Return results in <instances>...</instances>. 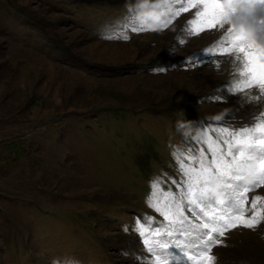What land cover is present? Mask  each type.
<instances>
[{
    "label": "rangeland",
    "instance_id": "374dc122",
    "mask_svg": "<svg viewBox=\"0 0 264 264\" xmlns=\"http://www.w3.org/2000/svg\"><path fill=\"white\" fill-rule=\"evenodd\" d=\"M135 3L0 0V264H152L137 225L167 226L149 197L157 180L183 194L174 153L261 119L258 87L231 94L235 54L193 56L221 30L192 34L196 9L173 19L169 3L166 27L132 31ZM219 239L214 264H264V222Z\"/></svg>",
    "mask_w": 264,
    "mask_h": 264
},
{
    "label": "snow or ice",
    "instance_id": "6c2138e0",
    "mask_svg": "<svg viewBox=\"0 0 264 264\" xmlns=\"http://www.w3.org/2000/svg\"><path fill=\"white\" fill-rule=\"evenodd\" d=\"M166 3L173 5V19L183 12L196 9L193 19L186 24L192 34L199 35L210 29L223 32L211 48L193 54L195 60L204 63L201 57L209 56L212 57L209 62L219 64L217 54H235L237 80L231 94L246 87H258L260 95L254 98L260 100L264 96V47L257 53L255 38L237 30L232 22L241 3L259 8L261 15H264V0H166ZM169 10L167 7L161 8V11ZM133 20L134 16L125 24ZM161 23L167 26L166 20ZM260 23H264V20ZM131 30L157 29L138 21L131 24ZM208 131L210 135L202 142L207 145L206 148L196 151L181 149L174 153L184 177L182 195L170 189H161L159 180L153 182L149 205L164 216L167 226L163 229L150 227L143 218L137 225L139 234L145 237L152 264H181L182 261H187V264H214L211 249L220 242L219 238L226 230L241 226L253 229L264 222V196H253L249 203L247 195L264 185V113L253 125L220 128L222 134H228L227 139L216 136L215 128ZM249 176L252 181L245 183ZM216 182L220 183L226 200L212 194L211 189ZM160 199L165 201L163 207L158 206ZM171 249H177L178 254L171 252Z\"/></svg>",
    "mask_w": 264,
    "mask_h": 264
},
{
    "label": "clouds",
    "instance_id": "9594fccd",
    "mask_svg": "<svg viewBox=\"0 0 264 264\" xmlns=\"http://www.w3.org/2000/svg\"><path fill=\"white\" fill-rule=\"evenodd\" d=\"M166 0H156L155 7H151L149 0H136V3L130 6V10H134L137 13L138 19L145 24L158 25L161 21H164V17L167 15V11H161V8L167 7ZM256 10L250 4H243L240 6V12L234 18V22L237 27H243L245 31L252 37L264 41V27H260L251 21L256 17ZM179 128L185 129L187 125L181 123ZM249 181L252 177L247 178ZM221 185L216 182L211 191L215 195L220 194Z\"/></svg>",
    "mask_w": 264,
    "mask_h": 264
}]
</instances>
